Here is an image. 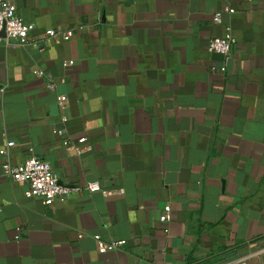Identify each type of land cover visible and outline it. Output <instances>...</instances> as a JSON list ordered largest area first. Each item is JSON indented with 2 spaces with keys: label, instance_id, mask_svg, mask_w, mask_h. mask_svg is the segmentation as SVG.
Returning a JSON list of instances; mask_svg holds the SVG:
<instances>
[{
  "label": "crops",
  "instance_id": "crops-1",
  "mask_svg": "<svg viewBox=\"0 0 264 264\" xmlns=\"http://www.w3.org/2000/svg\"><path fill=\"white\" fill-rule=\"evenodd\" d=\"M11 1L74 36L0 44V149L82 190L27 198L0 155V264H264V0Z\"/></svg>",
  "mask_w": 264,
  "mask_h": 264
},
{
  "label": "built area",
  "instance_id": "built-area-1",
  "mask_svg": "<svg viewBox=\"0 0 264 264\" xmlns=\"http://www.w3.org/2000/svg\"><path fill=\"white\" fill-rule=\"evenodd\" d=\"M234 13V10L227 9ZM221 20V13L215 14V21L219 23ZM35 25L27 22L22 18L18 12L17 5L11 0H0V44L9 48H24L27 46L39 47L43 42L52 41H68L74 36L73 31L62 32L57 29H49L40 37H33ZM4 32L5 35H1ZM236 44V39L233 35L232 29L227 27L226 34L222 37H215L209 40L207 50L210 53L219 54L229 60L231 58L232 47ZM214 70V68H213ZM222 72L226 71V66L221 68ZM36 76L45 77L47 79V89L54 91L57 87V82L50 72L36 70ZM67 100L61 96L59 104L65 106ZM63 121L67 117H63ZM55 134H59L58 129L54 130ZM86 137L79 138L80 143H85ZM68 144V140L64 141ZM14 142H8L5 147L0 149V155L6 157L5 162L2 163L1 169L5 175L10 176L15 182L25 183L27 190L25 196L27 198H40L47 205L52 204L58 198H67L73 196L82 190L78 186H67L60 182L59 175L53 169L52 165L41 159L36 155H31L27 158L24 164L13 165L10 161V148L14 147ZM85 189L90 193L100 192L102 186L99 181L88 182ZM166 214L161 216L163 223L170 220L169 212L170 206L165 207ZM99 244L100 253H105L108 249H117L125 244V241L114 242L112 244H105L100 238L96 237ZM240 264H245L241 262Z\"/></svg>",
  "mask_w": 264,
  "mask_h": 264
},
{
  "label": "water",
  "instance_id": "water-1",
  "mask_svg": "<svg viewBox=\"0 0 264 264\" xmlns=\"http://www.w3.org/2000/svg\"><path fill=\"white\" fill-rule=\"evenodd\" d=\"M1 35H5L4 32H2Z\"/></svg>",
  "mask_w": 264,
  "mask_h": 264
}]
</instances>
